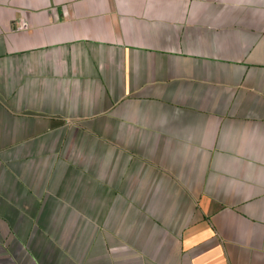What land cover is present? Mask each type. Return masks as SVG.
I'll list each match as a JSON object with an SVG mask.
<instances>
[{
	"label": "crops",
	"instance_id": "crops-1",
	"mask_svg": "<svg viewBox=\"0 0 264 264\" xmlns=\"http://www.w3.org/2000/svg\"><path fill=\"white\" fill-rule=\"evenodd\" d=\"M0 264H264V0H0Z\"/></svg>",
	"mask_w": 264,
	"mask_h": 264
},
{
	"label": "built area",
	"instance_id": "built-area-1",
	"mask_svg": "<svg viewBox=\"0 0 264 264\" xmlns=\"http://www.w3.org/2000/svg\"><path fill=\"white\" fill-rule=\"evenodd\" d=\"M25 27H26V26H25V23H23L22 26H21L20 28H25Z\"/></svg>",
	"mask_w": 264,
	"mask_h": 264
}]
</instances>
